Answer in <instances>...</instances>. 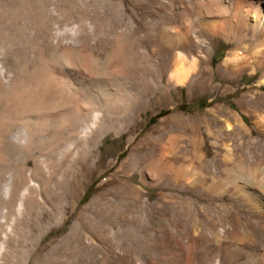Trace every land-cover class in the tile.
<instances>
[{"label":"rangeland","instance_id":"1","mask_svg":"<svg viewBox=\"0 0 264 264\" xmlns=\"http://www.w3.org/2000/svg\"><path fill=\"white\" fill-rule=\"evenodd\" d=\"M135 12L165 27L175 25L182 29L191 14L177 1L172 6H161L157 0H0V264H125L127 257L134 264H206L207 260L227 264L218 249L211 245L204 247L201 242L196 255L184 250L177 254L170 248H157L144 255L139 244L144 234L141 223L149 213L146 194L157 188L142 183L134 170L120 167L129 150L161 118L174 111L204 110L212 104L210 97H199L178 106L162 104L153 112L141 111L136 128L131 127L133 121L126 128L125 132L136 129L130 140L126 133L115 134L101 128L96 144L82 142L78 149L73 145L68 148L66 123L59 114L79 107L90 114L98 112L94 100L99 95L98 85L107 88L111 85L110 89L117 91L125 88V77L129 74L120 71L112 61L117 55L126 57L134 51L135 29L128 22ZM47 31L51 32V51L42 41ZM224 51L223 45L217 48L213 65ZM62 66L69 72L63 73ZM50 68L57 70V78H48L45 88H39L41 94H32L27 101L13 98L19 84L22 83L21 89L28 80L41 84L43 75L47 76L44 70ZM259 76L258 70L252 76L245 71L240 88L218 96L215 101L229 102L232 96L254 86ZM260 89L264 90V86ZM85 97L94 99L87 103ZM114 106L119 112L126 104ZM204 132V128L198 129V137L202 138ZM241 148L244 157L258 151V146L252 144H243ZM208 149L201 152L205 159L212 154ZM163 157L153 155L145 162L164 163ZM250 166L253 167V162ZM40 171L46 181L43 186ZM220 176H225L222 178L226 186L231 180L247 185L254 182L252 175L235 171L221 172ZM124 178L144 193L141 202L130 210L118 205L109 190L110 185ZM7 184L11 188L5 193L3 188ZM227 197L224 196L230 205L243 207L240 197ZM70 198L75 201L71 211ZM166 203L165 199H159L154 204L153 210L158 211L148 231L157 234L158 227L169 224L181 241L182 227L172 225L165 215H160V208ZM120 213H125L121 214L125 217ZM248 219L253 224V217ZM253 231L237 237L227 234L222 239L228 240L231 251L234 248L232 254L245 264L255 262ZM131 242L137 251L130 249Z\"/></svg>","mask_w":264,"mask_h":264},{"label":"bare ground","instance_id":"2","mask_svg":"<svg viewBox=\"0 0 264 264\" xmlns=\"http://www.w3.org/2000/svg\"><path fill=\"white\" fill-rule=\"evenodd\" d=\"M157 1L161 6H172L177 1L188 8L191 14L187 26L183 29L175 25L165 27L144 17L141 12L133 14L127 22L135 29L134 51L126 57L122 56L124 58L117 55L112 61L120 71L126 70L129 74L125 77V88L117 91L110 89L111 85L110 88L97 86L99 95L93 99L97 106L95 110L101 112V116L98 112L90 114L81 107L59 114L66 123L68 148L70 150L73 145L78 149L82 142L96 144L101 128L115 134L126 133L130 140L136 129L125 132L126 128L132 121L134 124L131 127L136 128L134 125L141 117V111L153 112L162 104L178 106L199 97H210L212 104L204 110L174 111L161 118L140 137L120 166L123 170H134L139 173L142 183L157 188L154 193L146 194L149 213L141 223L144 234L139 246L147 256L157 248H170L177 254L184 250L196 255L201 242L204 247L211 245L213 249H218L227 264H245L232 254L234 248L231 251L228 240L222 239L227 234L237 237L254 230L253 264H264V90L260 89L264 86V0ZM50 38V31L42 35L43 45L51 51ZM220 45L225 51L219 62L213 65L212 57ZM61 70L69 72L63 66ZM257 70L260 76L254 86H247L245 91L232 96L229 102L215 101L218 96L240 88L245 71L252 76ZM44 72L47 76L43 75L41 84L28 80L21 89V83L13 98L27 101L32 94H41L39 88L44 89L46 80L56 79L58 73L53 68ZM85 99L87 103L93 101L91 97ZM121 103H125L126 107L115 111L114 105ZM201 128L205 131L202 138L197 135ZM243 144L257 145L258 151L244 157ZM207 147L212 154L205 159L201 152ZM153 155L164 156V163L154 160L145 162ZM185 160L188 162L185 163ZM252 162L253 167L250 166ZM226 171L252 175L254 182L247 185L231 180V186L227 185L231 189H228L222 178L225 176H220ZM39 178L43 186L46 181L41 171ZM10 188L11 185L7 184L3 190L7 193ZM109 190L114 193L117 204L129 210L144 196L139 187L125 178L110 185ZM224 196L240 197L243 207L230 205ZM159 199H165V203L169 200L161 206L160 215H165L172 225L182 227L183 240H177L169 224L158 227L157 234L148 231L158 211L155 213L153 210L154 204ZM68 207L70 211L75 208L74 199L70 198ZM249 216L253 217V224ZM131 243L133 246L131 244L130 249L137 251L135 243ZM124 262L134 264L128 257ZM206 264L216 263L207 260Z\"/></svg>","mask_w":264,"mask_h":264}]
</instances>
